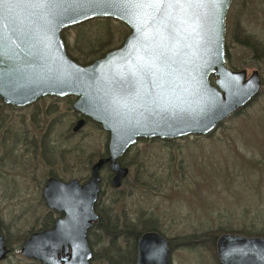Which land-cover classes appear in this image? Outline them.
Returning a JSON list of instances; mask_svg holds the SVG:
<instances>
[{
    "label": "water",
    "instance_id": "95a60500",
    "mask_svg": "<svg viewBox=\"0 0 264 264\" xmlns=\"http://www.w3.org/2000/svg\"><path fill=\"white\" fill-rule=\"evenodd\" d=\"M231 0H0V98L24 106L44 95H74L72 109L108 134L106 156L87 180L50 177L47 208L61 213L51 228L30 232L22 257L41 264H92L88 230L97 221L100 170L121 186L120 158L139 139L206 135L259 93L258 70L226 64V15ZM93 18L129 28L120 46L89 64L67 53L62 31ZM10 254L0 225V261ZM219 264H264V236L224 232ZM135 264H170V245L156 230L136 240Z\"/></svg>",
    "mask_w": 264,
    "mask_h": 264
},
{
    "label": "rangeland",
    "instance_id": "374dc122",
    "mask_svg": "<svg viewBox=\"0 0 264 264\" xmlns=\"http://www.w3.org/2000/svg\"><path fill=\"white\" fill-rule=\"evenodd\" d=\"M237 19L245 34L264 43V0H231L226 31H231ZM128 33V26L115 18H93L65 28L62 36L66 50L80 57L77 62L84 65L82 52L90 47L84 38L98 47L110 36L103 47L106 52L120 46ZM239 40L229 42L230 64H226L244 68L248 74L259 71L262 86L255 100L209 134L139 139L122 156L128 175L119 190L108 183L107 165L100 173V210L112 207L119 216L125 212L135 222L139 216L153 218L164 237L171 240L170 264H219L213 255L216 246H180L183 235L219 227L236 233L245 225L248 234L264 236V61H253L251 50ZM91 59L88 56L86 61ZM73 100L69 96L46 97L37 105L16 108L0 100V225L17 249L0 264L29 261L19 252L20 237L43 228L45 219L59 215L46 207L41 196L47 173L83 182L92 163L106 156L108 134L100 126L86 118L78 130H73L79 119L72 109ZM45 127L48 135L43 148ZM244 210L246 214L240 212ZM101 234L94 227L89 233V239L95 241L93 251H101L105 244ZM117 244L131 252L129 242L119 239Z\"/></svg>",
    "mask_w": 264,
    "mask_h": 264
},
{
    "label": "trees",
    "instance_id": "16d2710c",
    "mask_svg": "<svg viewBox=\"0 0 264 264\" xmlns=\"http://www.w3.org/2000/svg\"><path fill=\"white\" fill-rule=\"evenodd\" d=\"M108 34H110L109 31H108ZM125 36L126 35L124 34L123 38ZM110 38L111 37L109 36V38L106 41H100L98 47H94L95 43H93V40H91L90 38H84L82 41H85L84 44L86 45L88 44L90 45V47L87 51L82 52V55L84 57L81 59L82 63L88 64V63H91L94 59L103 56L108 51L107 50L106 52H103V47H105V45L109 43V41L111 40ZM238 38L240 39L239 40L240 44H242L243 46L251 50L253 61H256V62L264 61V43H262L259 40L253 39L252 36H250L249 34H245L242 27L240 26V20L237 19L231 31L229 32L228 30L225 33L226 62L227 63L230 64V58L227 52V49L229 48V42L234 41L238 43ZM67 53L75 61L79 60L80 58V57L72 56L68 51ZM88 56L92 57V59L89 62L86 61V58ZM231 68L235 69V67H231ZM241 111H243V109L239 110L238 113H240ZM234 114H237V112ZM88 122H91L98 127L100 126L98 123L90 119H88ZM123 159L124 157H122L121 163L127 165L123 161ZM89 162H91V159ZM96 209H97V212L99 213V219H98V222L95 224L94 228H97L98 230L102 232L101 234L102 242H104L105 244L102 246L101 251H94L93 258H92V264H101L100 261L104 262V264H135L137 237L142 232L150 231V230H156L161 233V231L155 224V220L151 217L142 218V216L141 217L139 216L137 218V222H135L131 218H128L125 212H123L122 215L119 216L116 212L113 211L112 207L108 208L105 212L100 210L99 207H97ZM240 212L246 214L247 210L240 211ZM104 218H105V221L103 220ZM48 222L49 221H47L46 219L43 221V228L48 226L49 224ZM228 231H231V230H228L226 227H219L215 230H206L203 232L190 233V234L181 236L180 237L181 241L178 244L180 246L202 245L207 248L214 249L216 246L217 235L219 233L222 234ZM235 232L244 234V235H251V234H248L249 232L247 233V229L245 228V225L242 226V229H239L238 231H235ZM257 235H261V234H257ZM26 237L27 235L21 236L19 240L23 241ZM4 238L10 248V254L17 251V249L11 245L10 239L5 236ZM119 239L129 242V244L132 246L131 252H129L128 249L124 251L119 247V244H117V240ZM170 241L171 240H169V245L171 249ZM94 242H95L94 240L89 239V243L91 246L94 244ZM213 255L215 259H217L215 254ZM20 264H41V263L35 260H29V261L21 262Z\"/></svg>",
    "mask_w": 264,
    "mask_h": 264
},
{
    "label": "flooded vegetation",
    "instance_id": "af4514ba",
    "mask_svg": "<svg viewBox=\"0 0 264 264\" xmlns=\"http://www.w3.org/2000/svg\"><path fill=\"white\" fill-rule=\"evenodd\" d=\"M68 96H69V97H73L74 100L76 99V96H74V95H68ZM46 97H53V98L61 99V98H65V97H67V96L60 97V96H55V95H44V96H41V97L37 98L35 101H33V102H31V103H29V104H27V105H24V106H14V105H9V104H5V103H3V101L1 100V98H0V100H1V102H2L5 106L11 107V108H16V107H28V106L37 105V103H38L41 99L46 98ZM74 100H73V101H74ZM47 112L50 113V109H48ZM75 113H76V117H77V118H80V115H79L76 111H75ZM42 122H43V120H42ZM0 124H1V113H0ZM43 125H44V124H43ZM38 127H39V126H38ZM38 129H40V127H39ZM72 131H73V130H72ZM47 132H48V129L45 127V129H44V131H43V134H42V139H41V141H42V143H43V148L45 147L44 145H45V143L47 142V141H46V139H47V135H48ZM35 143H36V142H35ZM33 145H34L35 148L37 149V144H36V145L33 144ZM36 149H34V151H35ZM43 151H44V149H43ZM41 157H42V156H41ZM121 164H122V163H121ZM105 165H107V164H104V165L102 166V168H103ZM107 166H108V165H107ZM102 168H101V170H102ZM101 170H100V173H101ZM112 175H113V174H112V172L110 171V177H109V180H108V183H110V184H111V178H112ZM127 175H128V174H127ZM127 175H126V177L122 180L121 186H122V184L126 181ZM100 176H101V174H100ZM50 177H56V178L62 179V180H64V181L70 179V178H68V179H63V178L57 176L55 173L49 171V172L47 173V175H46V179H45V181H44V183H43V185H42V187H41V196H42V188H43L44 184L47 182V180H48ZM102 184H103V180H102V177H101V182H100L101 192H100V195H99L98 201H97L96 204H95V210H96V212H97V209H96V208H97V207L100 208V206H99V201H100V197H101L102 192H103V190H102ZM121 186H120V187H121ZM120 187H119V188H114V187H113V189L119 190ZM42 199H43V198H42ZM43 201H44V200H43ZM44 204H45V203H44ZM48 209H49V208H48ZM49 210H50V211H55V210H51V209H49ZM55 212H56V211H55ZM57 213H58V212H57ZM97 213H98V212H97ZM49 215H50V214H49ZM60 215H61V213H59L58 216H60ZM98 215H99V213H98ZM58 216H56L55 219H56ZM55 219H52V218L50 217V220H49V224H48V226L45 227V228H41V229L51 228ZM98 219H99V217H98ZM98 219H97V221L92 225V227L89 228V230H88V241H89V233H90L91 229L95 226V224L98 222ZM39 230H40V229H39ZM158 232H159V231H158ZM89 244H90V243H89ZM90 246H91V245H90ZM91 248H92V246H91ZM92 250H93V248H92ZM93 253H94V251H93ZM92 258H93V257H92Z\"/></svg>",
    "mask_w": 264,
    "mask_h": 264
}]
</instances>
